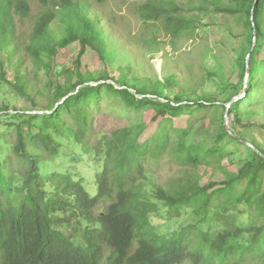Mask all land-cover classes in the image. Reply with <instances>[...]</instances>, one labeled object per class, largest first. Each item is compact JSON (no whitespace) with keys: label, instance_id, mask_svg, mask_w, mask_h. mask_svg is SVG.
Returning a JSON list of instances; mask_svg holds the SVG:
<instances>
[{"label":"trees","instance_id":"16d2710c","mask_svg":"<svg viewBox=\"0 0 264 264\" xmlns=\"http://www.w3.org/2000/svg\"><path fill=\"white\" fill-rule=\"evenodd\" d=\"M210 5L243 28L241 79L245 59L254 66L247 84L261 73L264 79V0H145L138 14L179 38L195 31L196 19L187 14L209 12ZM87 9L78 0H54L32 15L26 0H0L1 79V51L10 44L51 79L65 47L49 30L58 18L76 37L79 55L99 50L101 33ZM30 19L22 41L16 22ZM77 75L71 86H52V102L42 113L0 115V264H264V141L249 144L232 126L213 124L210 99L184 104L117 88L106 78L92 85ZM12 85L24 95L28 84L16 77ZM247 99L227 111L235 125ZM149 112L156 123L150 133ZM99 114L123 124L102 132L94 125ZM183 114L190 116L186 126L174 127ZM241 150L248 158L236 172L201 184V171L225 174L222 161ZM60 155L74 166L45 174L43 165ZM83 163L90 178L76 168ZM165 166L177 167L178 176L157 185L149 169ZM183 216L185 223L171 231L153 223Z\"/></svg>","mask_w":264,"mask_h":264},{"label":"rangeland","instance_id":"374dc122","mask_svg":"<svg viewBox=\"0 0 264 264\" xmlns=\"http://www.w3.org/2000/svg\"><path fill=\"white\" fill-rule=\"evenodd\" d=\"M30 4L32 15L46 9L54 0H26ZM87 3L86 14L91 20H96L101 33L99 50L87 48L79 55V44L76 37L68 29V25L61 19H55L50 25L51 37L54 41L64 39L65 47L56 58V64L49 80L44 69H38L33 62L21 51H14L13 44L1 51V60L5 72L4 79L0 77V115L10 113H42L52 102L51 88L58 84L71 86L79 79L78 72L85 81L92 85L113 83L115 87L123 85L131 88L132 92L145 96L156 95L163 99L169 96L171 100L180 99L184 104H191L202 99H210L215 108L230 107L237 100L247 99L248 103L239 109L238 123L235 125L232 117L225 119L222 108L212 109L208 118L213 124L223 123L242 136L247 143L264 141V79L262 73L255 77L253 85L247 84L249 69L248 59H245L247 71L241 79L242 60L238 58L244 39L243 28L237 26L233 19L223 13L214 12L212 5L208 11H191L188 16L196 19L195 31L190 36L184 35L172 38L165 34L162 27L153 23L142 22L138 7L145 0H78ZM186 4L188 0H177ZM218 4V0H209ZM223 4V3H222ZM218 7V6H217ZM31 19L16 22V36L25 39L30 32ZM15 43L18 44L16 41ZM79 60L78 70L74 62ZM259 66V65H258ZM256 66V67H258ZM19 77L27 82V90L22 95L13 87L15 78ZM17 81V80H16ZM49 82H53L50 84ZM141 97V95H137ZM105 99V98H103ZM231 100L229 103L227 100ZM106 103L103 104V108ZM152 113L144 116L148 125V132L156 128L151 122ZM189 115L183 114L175 118L172 125L176 128L186 126ZM123 123L106 114H99L94 119L96 129L109 132L120 127ZM248 128H245L248 126ZM231 131V130H230ZM248 158L245 150L232 155L222 161L227 171H201V184L223 180L229 173L236 172L242 160ZM74 166L72 159L60 155L46 165L44 173L53 170H69ZM84 163L77 166V170L86 173ZM154 173L152 182L161 185L170 177L178 176L177 167L165 166L161 169L150 168ZM90 178L91 173H86ZM147 189H152L148 186ZM185 216L167 223L154 221L161 232L171 231L184 224ZM184 264H189L188 262Z\"/></svg>","mask_w":264,"mask_h":264},{"label":"water","instance_id":"95a60500","mask_svg":"<svg viewBox=\"0 0 264 264\" xmlns=\"http://www.w3.org/2000/svg\"><path fill=\"white\" fill-rule=\"evenodd\" d=\"M228 109H229V106H227L226 111H225V114H224L225 119L227 118V111H228ZM225 126H226V125H225ZM226 128L228 129L227 126H226ZM248 145H249V144H248Z\"/></svg>","mask_w":264,"mask_h":264},{"label":"clouds","instance_id":"9594fccd","mask_svg":"<svg viewBox=\"0 0 264 264\" xmlns=\"http://www.w3.org/2000/svg\"><path fill=\"white\" fill-rule=\"evenodd\" d=\"M249 146H251V145H249Z\"/></svg>","mask_w":264,"mask_h":264}]
</instances>
